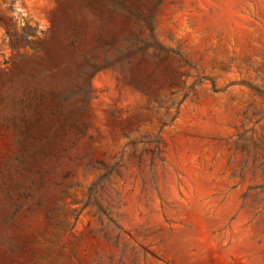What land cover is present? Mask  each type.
Listing matches in <instances>:
<instances>
[{"label": "rangeland", "instance_id": "obj_1", "mask_svg": "<svg viewBox=\"0 0 264 264\" xmlns=\"http://www.w3.org/2000/svg\"><path fill=\"white\" fill-rule=\"evenodd\" d=\"M0 264H264V0H0Z\"/></svg>", "mask_w": 264, "mask_h": 264}]
</instances>
